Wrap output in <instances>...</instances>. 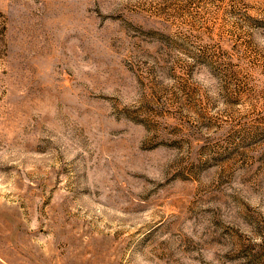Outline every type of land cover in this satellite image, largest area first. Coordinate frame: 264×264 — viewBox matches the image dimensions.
<instances>
[{
    "label": "rangeland",
    "instance_id": "374dc122",
    "mask_svg": "<svg viewBox=\"0 0 264 264\" xmlns=\"http://www.w3.org/2000/svg\"><path fill=\"white\" fill-rule=\"evenodd\" d=\"M0 264H264V0H0Z\"/></svg>",
    "mask_w": 264,
    "mask_h": 264
}]
</instances>
